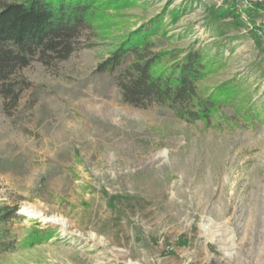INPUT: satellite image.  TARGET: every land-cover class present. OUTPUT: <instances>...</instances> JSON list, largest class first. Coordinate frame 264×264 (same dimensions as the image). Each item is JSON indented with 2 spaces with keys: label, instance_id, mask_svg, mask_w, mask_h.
Wrapping results in <instances>:
<instances>
[{
  "label": "rangeland",
  "instance_id": "obj_1",
  "mask_svg": "<svg viewBox=\"0 0 264 264\" xmlns=\"http://www.w3.org/2000/svg\"><path fill=\"white\" fill-rule=\"evenodd\" d=\"M94 4L67 59L0 82V264H264V4ZM139 35L162 67L201 55L207 120L97 71Z\"/></svg>",
  "mask_w": 264,
  "mask_h": 264
},
{
  "label": "trees",
  "instance_id": "obj_2",
  "mask_svg": "<svg viewBox=\"0 0 264 264\" xmlns=\"http://www.w3.org/2000/svg\"><path fill=\"white\" fill-rule=\"evenodd\" d=\"M94 10V0H0L1 84L9 82L37 54L67 59L75 51V39L90 22ZM149 45L141 35L130 39L125 49L111 55L97 71L122 70L119 86L125 102L137 107L164 103L183 120H207L217 103L215 96L205 99L199 95L201 55L188 54L182 66L167 68L162 67L165 53L153 55L147 52ZM128 57L131 63L126 66ZM9 218V208L0 204V222Z\"/></svg>",
  "mask_w": 264,
  "mask_h": 264
},
{
  "label": "built area",
  "instance_id": "obj_3",
  "mask_svg": "<svg viewBox=\"0 0 264 264\" xmlns=\"http://www.w3.org/2000/svg\"><path fill=\"white\" fill-rule=\"evenodd\" d=\"M246 5H263L264 4V0H245ZM264 24V23H263ZM259 33L264 37V27H261L259 30Z\"/></svg>",
  "mask_w": 264,
  "mask_h": 264
},
{
  "label": "bare ground",
  "instance_id": "obj_4",
  "mask_svg": "<svg viewBox=\"0 0 264 264\" xmlns=\"http://www.w3.org/2000/svg\"><path fill=\"white\" fill-rule=\"evenodd\" d=\"M264 260V259H263Z\"/></svg>",
  "mask_w": 264,
  "mask_h": 264
}]
</instances>
